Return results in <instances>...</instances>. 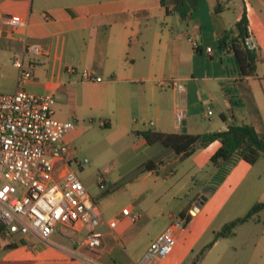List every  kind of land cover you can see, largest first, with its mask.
I'll use <instances>...</instances> for the list:
<instances>
[{"label":"crops","instance_id":"crops-1","mask_svg":"<svg viewBox=\"0 0 264 264\" xmlns=\"http://www.w3.org/2000/svg\"><path fill=\"white\" fill-rule=\"evenodd\" d=\"M218 2L222 5L219 11ZM244 11L259 60L256 75L241 79L232 49H220L219 41L226 31L234 29ZM12 15L26 21V28L5 26L3 19ZM28 44L41 46L44 54L26 57L33 78L23 86L25 91L39 96L53 95L54 105L59 108L55 116L62 122L78 118L87 107L102 110L114 106L121 129L131 132L140 143L138 149L145 153L135 170L150 160L162 162L156 170L145 173L141 183L147 184L150 177L161 173L166 176L165 184L175 179L164 190L169 196L168 204L160 205L162 189L155 182L148 183V189L142 190L124 209L141 212L135 223L129 216H119L118 226L129 219L126 228L130 229L118 231L117 226L111 230L106 221L102 223L105 238L100 251L105 260L113 264L139 262L119 249L125 236L132 237L133 229L145 219L151 222L160 218L165 223L156 232L154 242L171 224L182 221L179 215L186 212L192 218L182 230L176 231L175 249L152 264H193L198 251L214 240L216 232L244 217L254 205L264 203V159L255 165L238 160L213 193L200 197L199 192L188 205L181 195L191 194L200 181L207 188L213 182L218 169L211 164V158L221 143L216 141L182 160L161 144L149 145L136 134L154 131L199 135L226 131L234 123L250 124L264 138V0H202L188 20H182L172 6L167 10L161 0H0V80L11 81L13 93L19 75L13 56L23 52ZM198 56L211 60L208 62L212 77L195 75ZM70 68L74 73L69 72ZM83 71H90L102 82L84 81ZM173 81L185 83L186 92L178 93L171 85ZM229 87L237 92L234 98L239 99L240 106L236 111L227 94ZM205 98L218 103L220 119H212L213 114L209 116L206 111L202 113ZM178 104H183L187 111L181 126L175 118ZM139 110L145 112L149 121L133 120L128 125L130 113ZM222 115H226L227 121ZM112 121L104 120L103 126L112 128ZM262 212L239 226L248 228L241 247L232 242L227 244L243 264H264ZM237 229L233 237L218 240L198 264H207L209 255L220 245L235 239ZM53 240L56 246L33 236L8 239L0 231V264H83L68 254L72 249L68 241L58 234Z\"/></svg>","mask_w":264,"mask_h":264},{"label":"built area","instance_id":"built-area-1","mask_svg":"<svg viewBox=\"0 0 264 264\" xmlns=\"http://www.w3.org/2000/svg\"><path fill=\"white\" fill-rule=\"evenodd\" d=\"M3 23L12 29L27 26L17 15L5 16ZM195 47H199L197 42ZM43 54V48L37 44H28L23 52L16 53L13 64L19 71L17 90L0 93V225L8 239L33 236L44 244L56 246L53 236L58 234L71 243L72 249L67 252L72 258L82 260L83 264H103L93 255L104 246L101 226L105 220L73 169L72 153L64 143L74 125L56 118L53 95L39 96L23 89L33 78L26 57ZM69 72L74 73V69L70 68ZM82 79L102 82L90 71H83ZM172 86L180 94L186 92L181 81H173ZM186 116L185 106L178 104L177 124L183 125ZM76 164L83 169L84 164ZM106 183L105 174L97 175L100 190L109 189ZM122 215L129 216L133 223L141 217L132 208L123 210ZM119 222L120 217H116L106 224L115 230ZM184 226V220L175 221L151 243L142 259L133 264H152L169 256L176 247L175 233Z\"/></svg>","mask_w":264,"mask_h":264},{"label":"rangeland","instance_id":"rangeland-1","mask_svg":"<svg viewBox=\"0 0 264 264\" xmlns=\"http://www.w3.org/2000/svg\"><path fill=\"white\" fill-rule=\"evenodd\" d=\"M197 58L198 63L195 64V75L197 77H212L213 73L209 68V62L211 60L207 58L204 60L201 56ZM12 88L13 84L11 81L0 80V93L11 94L13 93L11 90ZM228 90L232 94V98L230 99H233L232 107L236 111L240 106L239 99L234 98L237 96V92L231 87H229ZM203 101L206 102H203L206 107L203 105L205 109H202V113L205 111L206 113L212 112V119H216V117L220 119L218 114L220 111L218 103L208 98H205ZM53 108L55 113L59 112V108L56 105H53ZM115 111V107L111 105H108L102 110L96 109L95 107H87L81 110V114H79L78 118H70V121H68L74 125V129L71 131L72 134L64 140L65 145L70 149L71 155L75 158L76 163L84 164L83 169L75 164V162L72 167L87 186L90 195L97 202L105 221L122 216L121 212L135 201V198L142 193V190L148 189V183L154 184L157 182L161 185L162 190L160 194L163 200L160 202V205L163 206L168 204L169 196L164 190H167L170 184L175 182L173 178L169 181V184L163 183L166 176L164 173H161L150 177L147 184L141 183L140 178L144 174H137L138 170H135V166L145 156V153L143 150L138 149L140 145L138 139L131 132L125 133L121 129ZM147 117L148 116H146L145 112L142 110L132 111L129 115L128 125H130L133 120L140 123L146 120L149 121ZM106 119L113 120L112 128L103 126V121ZM99 174H105L107 176L106 184L109 188L107 191L100 190L99 186L96 184V178ZM206 185L205 182L200 181L199 185L195 187V190H192L191 194L187 196L181 195L182 200L187 199L189 205L198 197L199 192L202 193L200 197H205L204 194L208 192V185ZM262 214L264 218V212H262ZM130 222L129 219L123 222L118 226L117 230L130 229L126 228L130 225ZM164 223V220L160 218L151 222L145 219L141 224H137L138 226L135 228L137 231L133 229L134 231L131 233L132 237L127 238L125 236L122 240L124 244L121 243L119 249L125 252L126 255L128 254L131 260L140 261L155 239L156 232L163 228ZM247 229V226L239 227L237 229V237L227 240L226 242L228 243H225V245H220L212 255H209L207 264H243L244 261L242 259H236L235 251L229 249L227 244L232 242L235 246L241 247L244 238H246ZM111 237L114 238L115 236L112 234ZM125 241H127L126 244ZM67 244L71 245L70 242ZM200 251L201 250L198 251V254ZM82 253H86V251L83 250ZM102 255L100 251L93 256L96 258L98 257V259L105 264H113L111 261V263L108 262L109 259L105 260Z\"/></svg>","mask_w":264,"mask_h":264},{"label":"trees","instance_id":"trees-1","mask_svg":"<svg viewBox=\"0 0 264 264\" xmlns=\"http://www.w3.org/2000/svg\"><path fill=\"white\" fill-rule=\"evenodd\" d=\"M202 0H161L162 5L168 10L170 6L180 15L182 20H188L198 10ZM222 7L218 2L217 10ZM250 23L246 11L241 19L236 23L234 29L224 33L219 41L220 49L230 47L234 53V58L238 67L240 78H247L256 75L258 54L256 48L249 44ZM225 47V48H224ZM227 94L232 98V94L227 90ZM227 121L226 115L221 116ZM149 145L161 144L164 148L171 150L182 160L193 155L197 150L203 149L212 143L219 141L220 149L211 158V164L218 169V172L208 187V192L213 193L226 179L231 168L240 159L255 165L260 159H264V138H262L250 124H229L228 129L222 132L205 133L199 135L188 134H164L154 131L137 132ZM162 162L150 160L138 169L137 174H145L154 171ZM264 210V203L254 205L251 210L241 218L226 224L219 232L215 233L214 240L203 248L196 255L193 264H198L205 256L206 252L220 239L230 238L235 235L236 229L244 223L250 221L255 215ZM188 225L192 216H186V212L179 215ZM0 225V231H2Z\"/></svg>","mask_w":264,"mask_h":264},{"label":"water","instance_id":"water-1","mask_svg":"<svg viewBox=\"0 0 264 264\" xmlns=\"http://www.w3.org/2000/svg\"><path fill=\"white\" fill-rule=\"evenodd\" d=\"M249 44L251 45V46H253L254 47V45H253V43H252V41L251 40H249ZM202 203L200 202V203H198V206H200Z\"/></svg>","mask_w":264,"mask_h":264}]
</instances>
